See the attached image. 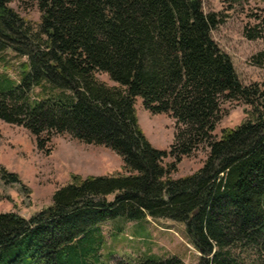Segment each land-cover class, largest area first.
Wrapping results in <instances>:
<instances>
[{
	"label": "trees",
	"instance_id": "obj_1",
	"mask_svg": "<svg viewBox=\"0 0 264 264\" xmlns=\"http://www.w3.org/2000/svg\"><path fill=\"white\" fill-rule=\"evenodd\" d=\"M12 1L0 0V48L27 59L20 81L0 82V118L22 124L40 148L64 132L112 147L123 166L74 173L30 216L0 211V264H188L153 252L101 261L102 222L147 216L185 222L198 264H264V79L238 77L212 36L220 11L202 0H34V24ZM245 26L263 40L251 60L264 65V16ZM138 96L175 118L170 148L143 131ZM236 99L248 117L218 136L222 102ZM200 148L202 164L176 176Z\"/></svg>",
	"mask_w": 264,
	"mask_h": 264
},
{
	"label": "rangeland",
	"instance_id": "obj_2",
	"mask_svg": "<svg viewBox=\"0 0 264 264\" xmlns=\"http://www.w3.org/2000/svg\"><path fill=\"white\" fill-rule=\"evenodd\" d=\"M204 11L218 10L224 17L212 31L222 49L230 53L238 77L245 83L264 79V65L254 64L252 55L263 46V40L245 36V25L264 16V0H202ZM12 6L26 20L37 24L41 16L34 0H14ZM26 54H20L4 45L0 48V82L10 77L20 81L24 72ZM108 82L109 76L100 73ZM38 88L31 95L37 94ZM135 101L137 117L150 142L170 148L174 139L175 118L167 112L153 113ZM215 133L235 126L246 117L250 105L236 100H225ZM44 148L36 146V136L22 124L0 118V211L12 210L26 216L52 202V193L72 180L73 174H100L116 171L123 166V158L103 144L87 143L68 132L58 133ZM206 148H200L178 163L176 176L196 170L206 158ZM172 160V157H168ZM14 172L20 180L12 181L1 173ZM185 222L168 217L129 220L121 217L108 219L99 230L101 261L133 258L146 252L158 255L177 254L188 264H198L199 250L189 242Z\"/></svg>",
	"mask_w": 264,
	"mask_h": 264
}]
</instances>
